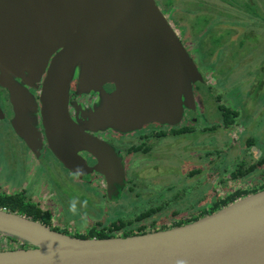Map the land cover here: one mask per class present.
<instances>
[{"label": "water", "instance_id": "95a60500", "mask_svg": "<svg viewBox=\"0 0 264 264\" xmlns=\"http://www.w3.org/2000/svg\"><path fill=\"white\" fill-rule=\"evenodd\" d=\"M76 76L79 89L99 93L89 131L69 112ZM202 80L156 0H0V86L13 105L11 125L37 152L40 104L50 150L80 176L97 171L109 182V165L120 164L91 131L176 125L185 107H195L193 85ZM32 86L40 88L38 99ZM0 234L27 245L4 242L0 264H264V189L186 224L108 238L70 235L0 208Z\"/></svg>", "mask_w": 264, "mask_h": 264}, {"label": "rangeland", "instance_id": "374dc122", "mask_svg": "<svg viewBox=\"0 0 264 264\" xmlns=\"http://www.w3.org/2000/svg\"><path fill=\"white\" fill-rule=\"evenodd\" d=\"M198 2H202L201 7L196 6ZM175 4L177 9L188 5L191 10L190 16L185 15L189 20L180 17L185 27L176 25L175 29L203 76L194 89L195 108L184 109L178 123L189 128V132L142 138L148 154L124 153L127 161L123 180L109 181L110 189L115 187L109 193L104 173H94L95 178L90 180L89 176L72 173L50 154H30L14 133L7 115L0 119L1 195L21 190L25 202L35 203L49 214L51 227L81 236L99 222L119 217L134 222L141 211L155 207L159 209L160 223L149 226L148 232L171 228L175 223L191 222V217L201 212L202 216L210 214L208 207L216 197L227 193V186L259 189L264 179L255 177L264 176V166L241 181L230 176L238 164L247 168L264 155V0H175ZM232 13V19L239 21L230 20ZM236 23L244 25L237 27ZM79 90L78 95L92 93L94 97L96 93L97 102L100 99L94 90ZM221 107L237 111L232 126L223 125ZM167 126L153 122L133 132H109L103 137L122 149L128 140L146 134L156 136L167 131ZM248 140L252 141L251 146ZM197 167H202V172L190 175V170ZM1 178L11 180L15 186L19 181L23 188L4 187ZM183 193L185 197L174 198ZM73 203L75 212L70 211ZM173 211L180 214L173 216Z\"/></svg>", "mask_w": 264, "mask_h": 264}, {"label": "flooded vegetation", "instance_id": "af4514ba", "mask_svg": "<svg viewBox=\"0 0 264 264\" xmlns=\"http://www.w3.org/2000/svg\"><path fill=\"white\" fill-rule=\"evenodd\" d=\"M156 2H157V4L159 5V7L161 8V10L163 11V13L166 15V17H167V19L169 20V22H173V24H174V27L177 25V26H179V28L180 29H182V28H184L185 26V23H181L180 22V17H182V18H187L185 15H187V13H189L188 15L190 16V14H191V10L190 11H188L190 8H189V6L187 5L185 8H182V7H180V6H178V9L176 8V4H175V0H160V3L158 2V0H156ZM243 3V5H244V2H242ZM199 6V7H201V5H202V2H198V3H196V6ZM190 6H191V4H190ZM244 7V6H243ZM197 8V7H196ZM244 9V8H243ZM197 11H199V10H197ZM173 12L175 13V14H173ZM235 14V13H234ZM187 15V16H188ZM235 15H237V16H240V13H238V14H235ZM185 16V17H184ZM199 16H200V13H199ZM198 16V17H199ZM233 18V13L231 14V16H230V20ZM187 20H189V18H187ZM232 20H237V21H239V19L237 18V19H232ZM234 23V22H233ZM172 24V23H171ZM235 24V23H234ZM244 24H241L240 23V25L239 24H237L236 23V26L237 27H241V26H243ZM178 33V32H177ZM181 39V38H180ZM182 41V40H181ZM184 44V43H183ZM195 54H197V53H195ZM49 63H50V61H49ZM42 78H44V75H43V77ZM17 81L18 82H21V79L20 78H17ZM73 81H75V85L73 86V85H71V88H70V91H69V112H70V115H71V117L73 118V119H75V120H78V122H79V124L80 125H83V127H84V129L85 130H91L90 128H91V125L88 123L89 122V117H90V113H91V111H93L94 109H95V105H96V107H97V99H98V97H97V95H96V93L94 94V97H92V93L91 94H89V93H81L80 95H78V80H77V76H76V78L73 80ZM41 82H42V79H41V81L38 83L39 84V87L41 86ZM197 82H199V81H197ZM197 82H195L194 83V85H193V88L195 89L197 86H196V83ZM106 87V89L107 90H111L112 89V86H108V85H106L105 86ZM29 88V87H28ZM32 88V89H31ZM30 88V91L31 92H33V93H36V98L38 99V96H39V93H40V88H35V87H31ZM81 90V89H80ZM79 90V91H80ZM194 96H195V93H194ZM79 99H81V102H79L78 100ZM4 101H5V103H4ZM38 101V100H37ZM0 107H1V109H2V112H3V116L2 117H0V119H3V118H5L7 115H8V117H9V121H10V123H11V121H12V119H13V117H14V110H13V105H12V103H11V101H10V97H9V92H8V90L6 89V88H4V87H2V86H0ZM3 107H5L7 110L5 111L4 109H3ZM195 108V107H194ZM39 109H40V104H39V106H38V113H37V116H38V129L41 131V138L39 139L41 142L39 143V145L37 146V144H36V150H37V152H32L28 147H27V145H26V141L22 138V137H20L15 131H14V129H13V131H14V133L16 134V136H18L19 137V139L21 140V142L23 143V145H25L26 146V148H27V150L30 152V154H33V155H35V156H38V157H41L42 155H44V154H50V155H52V156H54V154L52 153V151L50 150V148H49V146H48V144H47V141H46V138H45V136H44V133H43V126H42V124H41V116H40V113H39ZM190 109V107H185V110H189ZM82 116H84L85 118V120H81L80 121V119H81V117ZM87 120V121H86ZM193 122L195 123L196 121L195 120H193ZM153 123V122H152ZM180 124V123H179ZM168 125V124H167ZM176 125H178V124H176ZM176 125H168L167 126V128H168V130L166 131V132H168L166 135H168V134H172L171 132H169V130L170 129H172L173 127H183V126H185V125H178V126H176ZM186 127V126H185ZM13 128V127H12ZM135 129H130V130H127V131H121V130H114V129H112V128H107V129H104V130H101V129H97L96 131H91V133L93 134V135H95V136H97L98 138H100V139H102V140H104L105 142H107L108 143V141H106V139H105V137H103L104 136V134L106 135V134H108L109 132H114V133H116L117 132V134H125V133H128V132H133ZM187 132H189V131H187ZM186 132V133H187ZM163 133H165L164 131H161V132H159L156 136L155 135H150V134H144L145 135V137H143V136H141V137H134L133 138V140L131 139V140H128L127 141V145L126 146H123V148L122 149H118V148H116V146H114V145H111L110 143V145L114 148V150H115V152H116V154L120 157V164H118V166L117 165H113V164H110L109 165V167H108V170H110V172L111 173H108L109 175H110V177H111V180L110 181H116V183L118 182V180L117 179H115L118 175H117V173L115 172V171H118V170H122V172L124 173V166H125V161H127L126 159H125V157H124V153H128V154H133L134 156H137L139 153H141L142 155H144V154H148V151H149V149H148V147H146V144H145V142H141V140H142V138H145V139H148V138H161L162 136H166V135H163ZM129 135H131V134H129ZM173 135V134H172ZM132 136V135H131ZM37 142V141H36ZM252 145V144H251ZM251 145H249V146H251ZM134 148V149H133ZM80 154L85 158V160H86V163L89 165V166H94L95 164H96V162H97V160H96V158L94 157V156H92L90 153H88V152H86V151H81L80 152ZM55 157V156H54ZM56 158V157H55ZM57 159V158H56ZM259 159V158H258ZM58 160V159H57ZM145 160V159H144ZM257 160V159H256ZM59 161V160H58ZM60 162V161H59ZM256 162V161H255ZM255 162H252L250 165H252V164H254ZM61 163V162H60ZM62 164V163H61ZM63 165V164H62ZM249 165V166H250ZM64 166V165H63ZM106 166V165H105ZM264 166V165H263ZM65 168H67L66 166H64ZM260 167V166H259ZM259 167H257L255 170H257ZM202 167H197V168H193L192 170H190V172L191 171H193L190 175H193V174H195L196 172H202L201 169ZM69 171H71L69 168H67ZM106 170H107V168H106ZM72 173H75V174H77L79 177H82V176H80L79 175V173H76V172H73V171H71ZM94 173H97V174H101V173H99V172H97V171H93L92 173H89V174H85V175H83V176H89L90 178V180H93V178H95V176H94ZM101 176V175H100ZM104 178V177H103ZM206 179H209V176H207V178ZM256 179H264V176L263 177H260V175H259V177H257ZM105 180V179H104ZM240 180V179H239ZM1 184H2V186H4V187H9V188H11V187H14V189L16 188V187H18L17 189H19L20 187H22V183H19V181H16L15 183H17V185L15 186L14 184H13V182H10L11 180H7V179H4V178H1ZM241 181V180H240ZM105 182V181H104ZM109 184H110V182H107V184H105V185H108V190H109V193H110V190H113V188H115V187H113L112 189H110V186H109ZM253 184H255V183H253ZM263 182L261 183V185H258L259 187H261V186H263ZM256 185H257V183H256ZM239 186V185H238ZM237 186V187H238ZM241 186V185H240ZM243 186V185H242ZM131 187H133V186H128V188L129 189H131ZM23 188V187H22ZM107 188V187H106ZM118 188V187H117ZM170 188H173V187H170ZM230 188V186L228 187L227 186V193H229V192H231V191H234L235 189H233V188H231V189H229ZM239 188V187H238ZM238 188H236V189H238ZM250 188H252V187H250ZM229 189V190H228ZM241 189H243L244 191H249L250 189H245V188H241ZM21 191V190H20ZM20 191H18V192H14V190L12 191V192H14V193H12V195H14V194H22ZM229 191V192H228ZM23 195V194H22ZM180 195H182L183 197H185V193H183V194H177L176 196L174 195V198L175 197H179ZM243 197V196H242ZM240 198V197H239ZM186 213V212H185ZM199 213H200V211H199ZM178 214H180V212L178 213ZM178 214H176V215H173V216H177ZM187 214V213H186ZM199 215V214H198ZM113 219H115V218H113Z\"/></svg>", "mask_w": 264, "mask_h": 264}, {"label": "trees", "instance_id": "16d2710c", "mask_svg": "<svg viewBox=\"0 0 264 264\" xmlns=\"http://www.w3.org/2000/svg\"><path fill=\"white\" fill-rule=\"evenodd\" d=\"M222 111V117H223V125L225 127H230L235 122V117H237L238 113L237 111H233L229 108H220ZM189 131V128L183 126V127H173L169 130L173 135H179L183 134ZM163 135H166L168 132L164 131ZM249 145H251V142H248ZM134 149V148H133ZM264 165V155H262L259 159L256 160V162L247 168L243 166V164H238L236 169L232 171L230 178L233 179H241L245 175H248L255 171V169L259 166ZM264 188V186L259 187V189L251 190V191H244L243 189H235L234 191H231L229 193H226L223 196L216 197V200L213 201V203L208 207L210 209V213L215 212L216 210L222 208L225 205L230 204L231 202L235 201L241 196L248 195L250 193H254L260 189ZM28 201V200H27ZM24 201V197L22 194H14V195H1L0 194V207L9 209L10 211H16L17 213L23 214L25 216L31 217L34 220L43 222L47 225H50L51 218L49 214L45 211H43L39 206H37L35 203H32L30 201L28 202ZM158 208H149L145 211H141L139 215L136 216V220L134 222L132 221H125L123 218L119 217L117 219H111L110 221H103L99 222L98 225H94L87 231V235H81L78 237L81 238H108V237H115V236H128V235H135V234H142L148 232L149 226H155L160 223L158 219L157 213ZM201 212V211H200ZM173 215L178 214V211H173ZM203 213L191 217V221L197 220L199 217H201ZM163 220V219H162ZM190 222V221H189ZM178 223H175L172 225L177 226ZM53 229L59 230L57 228L51 227ZM166 227H162L160 229H166ZM61 231V230H59ZM66 233L65 231H61ZM76 236V235H75ZM4 242L9 245V247L16 248V244L18 247H27L26 244H20L18 240L15 238L9 237V236H2L0 234V249H3Z\"/></svg>", "mask_w": 264, "mask_h": 264}, {"label": "clouds", "instance_id": "9594fccd", "mask_svg": "<svg viewBox=\"0 0 264 264\" xmlns=\"http://www.w3.org/2000/svg\"><path fill=\"white\" fill-rule=\"evenodd\" d=\"M70 211L75 212V203H73V204L71 205V207H70Z\"/></svg>", "mask_w": 264, "mask_h": 264}, {"label": "crops", "instance_id": "0c3cea01", "mask_svg": "<svg viewBox=\"0 0 264 264\" xmlns=\"http://www.w3.org/2000/svg\"><path fill=\"white\" fill-rule=\"evenodd\" d=\"M248 142H251V143H252V141H250V140H248ZM248 142H247V143H248ZM248 146H249V145H248ZM248 151H250V150L248 149ZM251 151H253V150H251ZM255 152H258V151H255ZM257 173H258V172H256V174H257ZM257 177H259V174H257L255 178H257ZM259 185H261V184H259ZM261 187H262V186H261ZM241 197H242V196H241Z\"/></svg>", "mask_w": 264, "mask_h": 264}]
</instances>
